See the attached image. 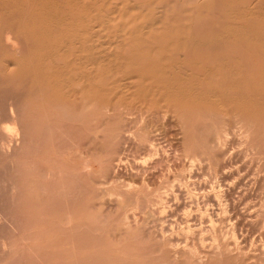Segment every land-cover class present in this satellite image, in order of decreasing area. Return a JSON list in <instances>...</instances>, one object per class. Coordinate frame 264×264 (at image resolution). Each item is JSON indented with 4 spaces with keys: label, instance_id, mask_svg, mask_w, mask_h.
<instances>
[{
    "label": "rangeland",
    "instance_id": "1",
    "mask_svg": "<svg viewBox=\"0 0 264 264\" xmlns=\"http://www.w3.org/2000/svg\"><path fill=\"white\" fill-rule=\"evenodd\" d=\"M2 53L0 121L26 103L8 156L0 142V264H264V119L96 97L61 110Z\"/></svg>",
    "mask_w": 264,
    "mask_h": 264
},
{
    "label": "bare ground",
    "instance_id": "2",
    "mask_svg": "<svg viewBox=\"0 0 264 264\" xmlns=\"http://www.w3.org/2000/svg\"><path fill=\"white\" fill-rule=\"evenodd\" d=\"M0 10V50L21 56L15 81L30 80L35 101L61 110L78 101L83 112L96 97L113 108L133 103L172 115L213 109L264 119V0H0ZM4 65L7 73L12 64ZM22 100L11 98L0 121L7 156L20 133Z\"/></svg>",
    "mask_w": 264,
    "mask_h": 264
}]
</instances>
